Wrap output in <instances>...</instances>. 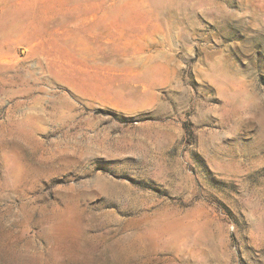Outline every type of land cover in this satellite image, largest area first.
I'll return each mask as SVG.
<instances>
[{
	"label": "rangeland",
	"instance_id": "1",
	"mask_svg": "<svg viewBox=\"0 0 264 264\" xmlns=\"http://www.w3.org/2000/svg\"><path fill=\"white\" fill-rule=\"evenodd\" d=\"M0 264H264V0H0Z\"/></svg>",
	"mask_w": 264,
	"mask_h": 264
}]
</instances>
